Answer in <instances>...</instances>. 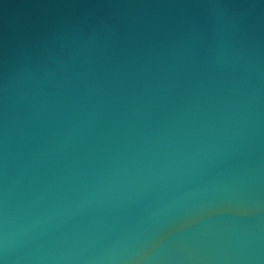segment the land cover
Returning <instances> with one entry per match:
<instances>
[{
  "label": "water",
  "instance_id": "95a60500",
  "mask_svg": "<svg viewBox=\"0 0 264 264\" xmlns=\"http://www.w3.org/2000/svg\"><path fill=\"white\" fill-rule=\"evenodd\" d=\"M0 264H264V0H0Z\"/></svg>",
  "mask_w": 264,
  "mask_h": 264
}]
</instances>
